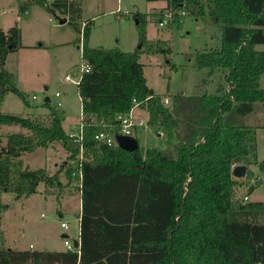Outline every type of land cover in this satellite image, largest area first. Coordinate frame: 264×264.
I'll list each match as a JSON object with an SVG mask.
<instances>
[{
	"label": "trees",
	"instance_id": "trees-1",
	"mask_svg": "<svg viewBox=\"0 0 264 264\" xmlns=\"http://www.w3.org/2000/svg\"><path fill=\"white\" fill-rule=\"evenodd\" d=\"M164 1L165 8L207 14L220 32L219 47L195 52V64L206 69V77L219 74L215 90L177 93L167 106L165 95L147 85L139 61L148 12L134 14L139 46L121 50L89 45L92 20L81 22L80 0L18 1L19 13L38 3L67 15L78 33L81 65L89 68L76 84L81 102L76 135L64 130L65 113L49 98L43 102L48 124L1 110L8 92L29 102L4 67L7 55L22 47L20 30L16 24L0 27V127L25 130L0 133V190L21 197L35 193L39 183L61 186V167L52 173L30 169L21 158L55 143L68 161H76L73 166L80 162L82 174L78 251L17 249L1 240L0 264H264V201L237 197L243 182L232 175L234 159L245 155L264 171V159L256 160L255 128L241 120L254 102L264 103L259 82L264 51L256 48L264 43V0ZM164 44L160 40L156 50L168 53ZM134 98L147 111V124L164 136V148H142L136 136L134 150L95 138L100 131L119 134L116 117L131 109ZM250 175L245 170L246 180Z\"/></svg>",
	"mask_w": 264,
	"mask_h": 264
},
{
	"label": "rangeland",
	"instance_id": "rangeland-1",
	"mask_svg": "<svg viewBox=\"0 0 264 264\" xmlns=\"http://www.w3.org/2000/svg\"><path fill=\"white\" fill-rule=\"evenodd\" d=\"M19 0H0V27L7 29L16 24L20 30L22 47L7 55L4 67L14 74L17 87L24 91L28 105L14 93L8 92L1 110L21 116L38 118L43 123H49L48 109L43 105L48 97L51 104L60 102L58 106L65 113L62 121L64 130L78 134L81 130L80 99L76 93V84L65 82V74L75 78L79 72L82 59L81 43L76 42L78 33L67 23L59 19L67 15L59 11L51 12L38 3L30 4L25 12L18 11ZM51 1V0H48ZM164 0H80L81 22L92 20L88 43L93 47L134 50L139 46L136 21L137 11L148 12L146 21L147 41L140 46L139 61L143 64V72L147 85L157 94L171 99L174 94L186 96L203 92H213L219 74L206 77V69H199L195 64V52L200 49L219 47V28L207 14L195 17L185 14L179 22H173L159 27L157 11ZM160 15V14H158ZM162 40L164 46H169L168 53L156 50L157 43ZM79 46V47H78ZM256 48L264 51V43ZM70 70V71H69ZM206 81H202V78ZM260 86L264 87V72L260 76ZM59 92V95H55ZM135 119L139 125L132 127V133L139 140L142 148L161 147L156 136L157 128H149L148 113L141 107L136 108ZM146 118V119H145ZM140 119H144V122ZM241 120L255 128L256 160L264 159V103L254 102L253 110L242 116ZM25 131L17 125H1L0 133ZM164 139V136L161 135ZM4 142V137L2 138ZM37 147L24 152L21 158L24 165L30 169L44 168L52 170L56 161L65 168L60 174L67 188L60 194L49 190V187L39 183L37 191L29 196L15 197L12 191L0 190V244L16 248L22 241L28 243L34 234L31 224L46 222V228L59 224L57 211H63V218L72 222L79 212L80 195L77 181L67 177L65 151L62 147ZM234 161L246 166L251 175L246 180L244 175L237 178L243 182L237 187V197L243 199L249 184L256 183L255 191L250 199H264V171L258 164L249 162V155L239 156ZM72 164L75 160L70 161ZM260 179H256L257 175ZM52 172V171H51ZM245 174V173H244ZM72 183V184H71ZM71 184V185H70ZM71 187V188H70ZM59 193V192H58ZM55 195H60L57 200ZM40 212L45 215L40 217ZM48 222L49 225H48Z\"/></svg>",
	"mask_w": 264,
	"mask_h": 264
},
{
	"label": "crops",
	"instance_id": "crops-1",
	"mask_svg": "<svg viewBox=\"0 0 264 264\" xmlns=\"http://www.w3.org/2000/svg\"><path fill=\"white\" fill-rule=\"evenodd\" d=\"M165 4H166V2L163 1L162 4H160V5L157 6V7H160L159 10L156 13L157 16L160 17L162 11L165 9ZM158 14H160V15H158ZM159 17H158V19H159ZM77 73H76V75H77ZM63 80H64V78H63ZM65 82H69V81H65ZM76 93H77V89H76ZM79 99H80V97H79ZM80 104H81V102H80ZM137 107L138 106H135L131 110V114H132L133 118H135V115H136V112L135 111H136V108ZM80 108H81V105H80ZM135 121H136V119H135ZM143 122H144V119H143ZM135 125H139V124L135 122ZM149 128H151V127H149ZM66 132H68V131H66ZM68 133L71 134V135H74V133H70V132H68ZM155 134H156V136H158V139L161 142V147L160 148H164L165 147V142H164V139L161 137V135H162L161 132H156ZM132 136H134V134ZM57 145H58L59 148L62 147L60 144H57ZM50 147H55V145H50L48 147H43V148H50ZM64 155L66 156V152H65ZM70 161H72V160H70ZM70 161H68V159L66 158V160L63 162V164H66V167H69L70 164H71ZM249 162H251V161H249ZM240 163H241L240 161H234V163H233L232 166H235V165H243V164H240ZM60 165H61L60 163L58 165V163L55 161L53 163V167H52V170L51 171L54 172V171L58 170L61 167ZM71 167H74L73 164H72ZM64 169H65L64 167L63 168L61 167L60 174L62 173V171ZM245 169H246V166H245ZM51 171H48V172L49 173H52ZM254 173L257 175V172L256 171ZM67 177H69L68 174H67ZM239 177H237V178H239ZM60 179L62 181L61 175H60ZM69 179H70V177H69ZM256 179H260L258 177V175H257ZM239 181H241V180H239ZM62 183H63L61 185L62 187L59 186V187H61V189L68 187V186L65 185L66 182H63L62 181ZM262 185L264 186V180L262 182ZM251 186H252V188H250ZM256 186H258L256 183L249 184L247 193L244 194V196H247V198L244 199V196H243V199H241V198L240 199L242 201H253V200H261V201H264V199H250V194H252L255 191ZM59 187H49V190H51L54 193L60 194V191L61 190L59 189ZM77 189H78V193L80 195V190H79V187L78 186H77ZM55 198L58 200L60 198V195L59 196L58 195H55ZM79 203H80L79 212L76 213V215L74 217V220L72 222H70L69 220L63 218V211L61 209L60 210L55 209L57 211V218H58L59 224H56L54 227H50V228L47 227L46 228L45 227L47 225L46 222H44V221L43 222L42 221L34 222L33 225L31 224V228H32L31 231L34 234L33 238H30V240L28 241V243L25 242V241H22L21 242V245H19L16 248L17 249H27L28 248V249H37V250L64 251V250H67L68 249L65 246V244H64V238H68L71 241V243H72V247L73 248L71 250H77L78 251V248H79V245H80L81 198H79ZM44 215L45 214L43 212H40V217H43ZM62 221H65L67 223V225H68L67 228H64V227H61L60 226V222H62ZM49 223L50 222H48V225H49ZM75 241H76V245L74 244Z\"/></svg>",
	"mask_w": 264,
	"mask_h": 264
},
{
	"label": "built area",
	"instance_id": "built-area-1",
	"mask_svg": "<svg viewBox=\"0 0 264 264\" xmlns=\"http://www.w3.org/2000/svg\"><path fill=\"white\" fill-rule=\"evenodd\" d=\"M185 14H186V11L183 10L182 8H174L172 6H169L168 8H165L162 11V13L158 19V25H159V27H162V26H165L166 24L181 21L183 15H185ZM88 68H89V66L87 64H82L81 67L79 68V72L77 73L75 78L71 77L70 74H65L64 80L70 81L74 84H77L80 80V73L83 71H87ZM55 95H59V92H56ZM162 103L167 106L169 104L168 97H164L162 99ZM56 104L58 106L61 105V103L59 101L56 102ZM137 105H138V101L134 98L133 99V106L131 107V109L125 114H118L117 115L116 119H117L118 124H119V129H118L119 134H123V135H131L132 134V127L135 125L136 121H135V118H133V116L131 114V110L133 109V107H135ZM141 121L143 122V119H140L139 123H141ZM95 138L98 139L99 141L105 142L106 144H109V145L116 143L115 136L108 133V132H105V131H100V132L96 133ZM71 175H72L73 179L75 181H77V186L80 187L82 174H81V170H80V162L79 161H78L77 165H75L73 167V171H72ZM246 198H247V196H244V199H246ZM60 226L67 228L68 225L65 221H62V222H60ZM64 244L68 249L73 248L72 243L68 238H64Z\"/></svg>",
	"mask_w": 264,
	"mask_h": 264
},
{
	"label": "water",
	"instance_id": "water-1",
	"mask_svg": "<svg viewBox=\"0 0 264 264\" xmlns=\"http://www.w3.org/2000/svg\"><path fill=\"white\" fill-rule=\"evenodd\" d=\"M60 23L66 22V18L59 19ZM44 100H48V97H45ZM115 140L117 145L125 150H134L138 147V142L134 136L117 134L115 135ZM245 173V165H235L232 167V174L236 177L242 176ZM76 245V241L74 242Z\"/></svg>",
	"mask_w": 264,
	"mask_h": 264
}]
</instances>
